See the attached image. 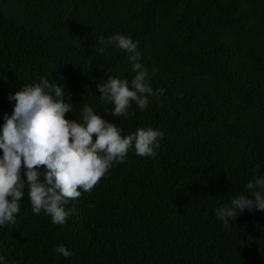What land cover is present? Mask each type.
I'll use <instances>...</instances> for the list:
<instances>
[{"label": "trees", "instance_id": "trees-1", "mask_svg": "<svg viewBox=\"0 0 264 264\" xmlns=\"http://www.w3.org/2000/svg\"><path fill=\"white\" fill-rule=\"evenodd\" d=\"M117 33L139 42L141 63L158 70L151 87L165 89L128 118L97 89L134 76L127 53L98 52ZM41 77L65 86L68 119L88 104L122 135L164 137L155 158L133 146L71 200L62 226L32 212L26 188L15 224L0 226V264H264V211L227 228L215 215L264 176V0H0V128L10 94Z\"/></svg>", "mask_w": 264, "mask_h": 264}, {"label": "clouds", "instance_id": "clouds-1", "mask_svg": "<svg viewBox=\"0 0 264 264\" xmlns=\"http://www.w3.org/2000/svg\"><path fill=\"white\" fill-rule=\"evenodd\" d=\"M100 44L101 55L109 47L127 53L134 73L130 81L108 76L107 81L97 82L99 98L114 106L113 117L128 118L133 102L143 111L151 97L165 94L164 88L154 91L151 87V77L158 70L141 63L138 41L117 33L102 37ZM57 81L41 77L40 82L24 85L9 96L15 104L11 115L4 114L0 128V226L15 224L26 188L32 212H43L53 224L62 226L75 213V208L66 207L69 202L82 192L90 193L114 165L125 163L133 146L137 156L151 158L160 148L164 137L160 129L141 127L122 135L121 127L88 104L80 121L66 118L73 104L64 101L65 86ZM246 188L250 196L239 195L230 205L215 209L225 228L245 210L264 211V176L254 177ZM54 252L64 258L72 255L63 244Z\"/></svg>", "mask_w": 264, "mask_h": 264}]
</instances>
